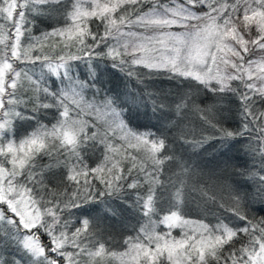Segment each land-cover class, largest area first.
<instances>
[{"label": "snow or ice", "instance_id": "6c2138e0", "mask_svg": "<svg viewBox=\"0 0 264 264\" xmlns=\"http://www.w3.org/2000/svg\"><path fill=\"white\" fill-rule=\"evenodd\" d=\"M113 71L142 90L113 89ZM161 76L175 93L149 90ZM177 142L214 145L223 168L205 171ZM237 145L244 165L228 163ZM129 191L146 222L117 252L83 210L116 218ZM193 201L211 219L187 218ZM253 206L264 0H0V264H264Z\"/></svg>", "mask_w": 264, "mask_h": 264}, {"label": "trees", "instance_id": "16d2710c", "mask_svg": "<svg viewBox=\"0 0 264 264\" xmlns=\"http://www.w3.org/2000/svg\"><path fill=\"white\" fill-rule=\"evenodd\" d=\"M49 23L50 22L48 21H44L40 23L36 29V34L39 35L43 31L50 30V28L48 27ZM107 78H109L111 81L110 86L117 91L123 92L128 88H137V87L141 88L142 90L143 88V86H138L135 80H132L131 82L124 80L118 71L110 72L109 77ZM148 84H149V90L159 92L161 95H165L169 92L175 93L177 90V84L173 81H169L165 79L163 76L159 78H155L152 81H149ZM51 119L52 116L49 115L48 120L50 121ZM139 123L145 124L148 123V121L141 120ZM189 127H191V125ZM229 127H236V122L230 121ZM174 147L177 155H182L186 160L190 159V162H194L198 164L205 171L223 168L225 157L220 156L218 153H214L213 151L214 145L212 144L207 145L204 150H197L196 154H193L191 149H188L187 146L182 145L180 142H177ZM239 147L240 146L237 145L236 148H234L230 153L227 154L229 164L244 165L247 163V158L244 157L238 151ZM96 162H97L96 157H92L89 160V163L92 166H95ZM232 180L240 187L245 188L249 191L251 190L250 186L247 185L244 180L237 179L235 177H232ZM95 183L98 186H100L99 181H95ZM134 201H135V195L132 194L131 191H129V195L127 197V206L122 208L120 214L116 218L108 217V221L110 222V224L108 225V231H106L105 233L106 235L111 236L112 239H111L110 247H112L117 252L123 251L125 247L124 240L128 237L136 236L137 231L140 228V225L146 222L145 218L142 217L140 213L136 212L135 208L132 206L134 204ZM101 207L103 206L99 205L94 208L93 205H87L85 206V209L83 211L87 212V215L89 217H95L97 222L99 219L98 215L100 214L99 209ZM209 207L211 206L209 205ZM253 207L257 217L264 216V209H259L255 206ZM190 209L191 211L194 210L195 213H192ZM206 217L208 219H211V216L203 210V204H198L197 201H193L189 205V209L187 211V218L196 220V219H205ZM73 218L82 219L83 218L82 212L80 210H75L73 214ZM99 226L102 229V226L100 224ZM173 231L174 234L179 233L178 229H175ZM7 254L10 256L11 252L9 251V253ZM114 264H118V261L114 262Z\"/></svg>", "mask_w": 264, "mask_h": 264}, {"label": "rangeland", "instance_id": "374dc122", "mask_svg": "<svg viewBox=\"0 0 264 264\" xmlns=\"http://www.w3.org/2000/svg\"><path fill=\"white\" fill-rule=\"evenodd\" d=\"M190 211H191V209H190ZM191 212L195 213L194 210H192ZM195 215H197V214H195ZM98 216H99V219L97 221L98 224H100L102 226V229L104 230V232L108 231V225L110 224V222L108 221V217H104L102 212H100V214Z\"/></svg>", "mask_w": 264, "mask_h": 264}]
</instances>
